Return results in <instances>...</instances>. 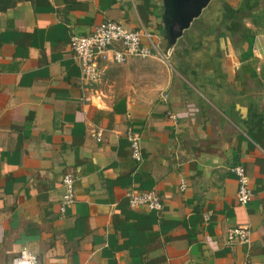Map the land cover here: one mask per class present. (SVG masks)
<instances>
[{
    "label": "crops",
    "instance_id": "crops-1",
    "mask_svg": "<svg viewBox=\"0 0 264 264\" xmlns=\"http://www.w3.org/2000/svg\"><path fill=\"white\" fill-rule=\"evenodd\" d=\"M164 15V0L0 10V264L24 249L38 264H264V0H211L174 43ZM108 20L160 53L108 62L88 86L71 35ZM65 173L76 199L62 213ZM130 190L163 208L131 207ZM235 225L249 242L227 241Z\"/></svg>",
    "mask_w": 264,
    "mask_h": 264
},
{
    "label": "built area",
    "instance_id": "built-area-1",
    "mask_svg": "<svg viewBox=\"0 0 264 264\" xmlns=\"http://www.w3.org/2000/svg\"><path fill=\"white\" fill-rule=\"evenodd\" d=\"M146 36L151 40V45H144L142 37ZM70 44L75 57L80 63L82 69L81 80L83 84L94 86L98 84L104 75L105 64L123 63L130 56L148 57L160 50L152 40L151 34L147 31H137L127 28L117 21H104L95 27L90 34L71 35ZM167 95V94H166ZM172 118H177L174 113H170ZM130 141L131 155L138 161L143 159L141 138L132 131L127 133ZM97 138L102 139L101 132L97 133ZM232 171L236 173L238 179V201L242 204L249 202L252 198L249 177L243 165H235ZM64 194L61 200V212L75 202V178L71 173H65L62 177ZM186 181H182L181 188L185 189ZM129 205L133 208L147 207L149 209L161 210L163 203L156 190H144L128 192ZM211 212L204 214L205 220L211 219ZM251 229L245 225H235L228 229L227 241L229 243L250 241ZM12 264H38V259L29 250H22L21 253L13 259Z\"/></svg>",
    "mask_w": 264,
    "mask_h": 264
},
{
    "label": "water",
    "instance_id": "water-1",
    "mask_svg": "<svg viewBox=\"0 0 264 264\" xmlns=\"http://www.w3.org/2000/svg\"><path fill=\"white\" fill-rule=\"evenodd\" d=\"M21 0H0V10L13 7ZM211 0H164V22L171 43L198 18Z\"/></svg>",
    "mask_w": 264,
    "mask_h": 264
}]
</instances>
